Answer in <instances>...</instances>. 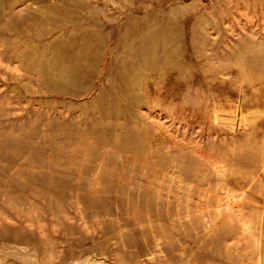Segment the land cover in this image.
<instances>
[{
	"label": "rangeland",
	"instance_id": "rangeland-1",
	"mask_svg": "<svg viewBox=\"0 0 264 264\" xmlns=\"http://www.w3.org/2000/svg\"><path fill=\"white\" fill-rule=\"evenodd\" d=\"M0 264H264V0H0Z\"/></svg>",
	"mask_w": 264,
	"mask_h": 264
},
{
	"label": "crops",
	"instance_id": "crops-1",
	"mask_svg": "<svg viewBox=\"0 0 264 264\" xmlns=\"http://www.w3.org/2000/svg\"><path fill=\"white\" fill-rule=\"evenodd\" d=\"M29 178V177H28ZM27 181H28V183H26L27 184V188H26V190H32L33 188H32V186L30 185V182L31 181H29L28 179H26ZM23 188V186L21 187V189ZM25 190V189H24Z\"/></svg>",
	"mask_w": 264,
	"mask_h": 264
}]
</instances>
